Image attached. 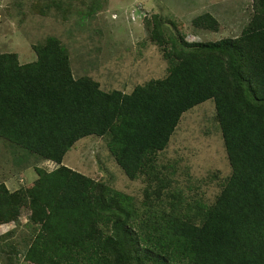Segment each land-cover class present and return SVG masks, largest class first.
Returning <instances> with one entry per match:
<instances>
[{
  "label": "trees",
  "instance_id": "obj_1",
  "mask_svg": "<svg viewBox=\"0 0 264 264\" xmlns=\"http://www.w3.org/2000/svg\"><path fill=\"white\" fill-rule=\"evenodd\" d=\"M36 1L41 15L65 10V21L74 13L91 20L100 9L97 0H83L84 12L71 1ZM252 7L240 36L216 42H189L183 24L156 13L146 17L147 39L163 51L168 68L165 77L132 91L76 77L69 49L54 36L33 46L30 63L0 53V141L20 151L19 170L37 164L29 186L11 191L0 183V226H19L24 209L32 234L24 253L8 244L9 260L264 264V0H252ZM192 24L220 30L210 13ZM207 101L215 105L230 174L198 179L164 154L184 114ZM93 136L106 141L129 180L143 184L141 198L64 165L77 143ZM40 161L59 166L48 171ZM215 182L218 191L209 197Z\"/></svg>",
  "mask_w": 264,
  "mask_h": 264
},
{
  "label": "rangeland",
  "instance_id": "obj_2",
  "mask_svg": "<svg viewBox=\"0 0 264 264\" xmlns=\"http://www.w3.org/2000/svg\"><path fill=\"white\" fill-rule=\"evenodd\" d=\"M56 1L64 4L71 1L82 12L87 11L83 0ZM97 1L100 9L93 11L91 20L84 21L80 14L74 13L65 21V10L59 13L53 7L49 15L35 11L39 3L36 0H0V53H17L20 63H30L36 60L33 46L54 36L69 49L76 77L91 76L105 89L132 91L134 85L165 77L168 68L163 51L147 39L146 17L156 13L183 24L182 33L189 42H216L240 36L253 14L252 0ZM41 2L45 4L46 0ZM204 13L217 18L218 32H203L193 26L192 21ZM214 114L213 101L185 113L164 154L180 161L187 172L198 179L208 172L221 171V177L230 174ZM18 157L20 151L0 141V183L5 182L11 191L29 186L37 179L35 161L31 160L33 168L19 170L21 160ZM64 165L96 180H109L114 188L141 198L143 184L126 177L109 154L103 138L93 136L81 140L66 155ZM38 166L48 171L56 168L50 161H40ZM217 191L216 182L210 183L208 196L213 197ZM27 222L23 209L19 226H0V236L13 232L0 240V264H16V259H8V244H18L19 253L26 251L32 238ZM19 263L24 264L22 258Z\"/></svg>",
  "mask_w": 264,
  "mask_h": 264
},
{
  "label": "clouds",
  "instance_id": "obj_3",
  "mask_svg": "<svg viewBox=\"0 0 264 264\" xmlns=\"http://www.w3.org/2000/svg\"><path fill=\"white\" fill-rule=\"evenodd\" d=\"M194 42H196V41H194ZM51 162V161H50ZM55 164V163H54ZM56 165V167H58L59 165H57V164H55ZM6 225H9V224H6ZM3 226V225H2Z\"/></svg>",
  "mask_w": 264,
  "mask_h": 264
}]
</instances>
